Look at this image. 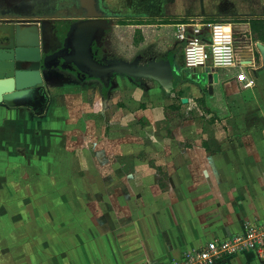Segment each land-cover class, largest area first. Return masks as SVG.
Wrapping results in <instances>:
<instances>
[{"label":"crops","instance_id":"crops-1","mask_svg":"<svg viewBox=\"0 0 264 264\" xmlns=\"http://www.w3.org/2000/svg\"><path fill=\"white\" fill-rule=\"evenodd\" d=\"M184 2L165 1L164 5L172 7L170 13L153 14V24L140 27L144 41L136 44L131 36H117L119 41L115 40L108 50L114 61L132 60L139 63L137 66L170 59L174 85L168 90L154 78H143L139 83L126 75L111 78L119 89L109 86L105 96L117 94L114 104L122 102L126 115L130 113L138 123L142 120L159 130L160 144L153 142L149 146L157 155L150 167L160 171L161 176H156L154 170L151 174L146 167L140 175L113 177L111 183L126 184L119 190V184L114 185L103 195L106 205L100 207L105 214L101 229L105 233L101 236H97V218L88 236H82L81 217L74 216L73 222H66V208L14 202L24 165L34 149L36 153L42 151L52 98L84 92L92 82L78 80L71 86H60L46 84L45 78L50 103L42 116L27 108L0 105V264H171L214 239L237 235L246 224L264 222V121L263 125L253 126L255 123L248 120L244 127L236 120L264 118V110L257 109L261 101L258 90H245L229 71L218 72L219 83L213 85L207 69L186 67L184 44L176 39L175 30V25L189 21L188 16L193 15L191 11L183 15L177 8ZM254 17L264 16L248 18ZM166 20L171 24L163 25ZM236 20L237 48L256 46V58L262 61L257 47L262 42L253 40L249 24L241 22L246 18ZM242 30L243 37L238 34ZM106 36L107 32L100 50L105 47ZM206 38L209 39L207 31ZM124 49L132 54L125 55ZM162 49L168 50L163 58ZM203 74L208 76L205 85L198 82ZM250 94L253 103L248 104ZM96 95L100 100L98 92ZM131 96L134 101L129 100ZM174 99L186 109L175 105ZM202 99L204 104L198 105ZM136 102L144 106L137 108ZM200 115L203 121L199 124L194 118ZM9 198L11 202H7ZM93 209L90 207L88 214H93ZM218 264H264V259L247 251Z\"/></svg>","mask_w":264,"mask_h":264},{"label":"rangeland","instance_id":"rangeland-1","mask_svg":"<svg viewBox=\"0 0 264 264\" xmlns=\"http://www.w3.org/2000/svg\"><path fill=\"white\" fill-rule=\"evenodd\" d=\"M183 1H185V5H178L177 8L183 11V15L190 11L193 12V15L188 16L190 20L207 15L212 19L236 23L237 18L244 19L255 16V14L264 16V0ZM164 2L165 0H130L131 6L122 8L120 5H113V11L118 12L119 10L123 15L112 20L107 30V36L104 38L105 47L103 46L100 50L102 57L108 62H114V55L108 54V50L113 48L112 43L118 40L117 36H122L119 27L121 21H149L151 23L155 17L153 14L166 11V13H170L172 7L164 5ZM171 17V15L168 16V18ZM175 17L180 18L178 15ZM66 23L62 22L60 26L49 28L53 33V40L56 42L59 36L58 28L67 29ZM244 33L242 30L238 34L243 37ZM240 36L238 37L240 38ZM124 47L128 50L131 49L130 46ZM126 49H124V52L127 51L125 55H131L132 52ZM161 53L163 54L161 58H163L168 50L162 49ZM254 57L256 58V55ZM127 59L129 60V58ZM256 61L257 68L248 69L247 76L253 83V88L258 90V97L261 99L257 109L264 110V70L262 69L264 66L261 60ZM126 63L129 65L139 64L132 60ZM71 76L67 77L53 68L51 71L48 69L45 73L46 84L71 86L72 83L78 81L74 76ZM202 77H198V82L207 84L208 76L203 74ZM89 84L84 92L79 90L78 93L62 94L52 98L45 125L42 151L36 153L34 149L31 153L32 156L30 155V159L24 165L23 174L18 178L15 187L17 195H19L14 202L22 201L23 205H25V201L33 205L43 203L50 208L62 206L66 208V212H69H65L64 215L66 222H73L74 216L81 217L82 236H88V230L94 225L92 221L97 218L99 227L97 236H101L105 233L104 229H101L105 222V214L100 208L106 205L103 195L106 190L115 188L114 185L119 184L116 187L119 190L123 188V184H126L111 183L110 181L117 176L140 175L146 167L150 168L151 174L155 171L156 176H161L160 171L150 167L157 160V155L153 154L152 148L149 146L153 142H158L159 145L161 136H158V129H152L142 120H140L141 123H138L137 118L130 117V113L126 115L122 110L124 107L122 102H117L115 105L113 100L117 98V94L114 93V97L103 95L105 84L101 82ZM114 86L119 89L115 80L112 79L110 87ZM97 92L100 100L97 99ZM250 96L252 97L251 94L247 96L248 104L253 103L251 101L253 98L250 100ZM133 99L131 96L129 100L134 101ZM174 103L181 109H186L181 101ZM136 104L137 108L143 105L141 102H136ZM189 109L187 111H190ZM188 116L190 120L193 119L190 118L192 116ZM194 120H197L199 124L203 121L201 115ZM236 120L241 126L245 125L244 127H246L248 120L255 123L253 126L263 125L264 118L241 119L236 117ZM259 137H262V134H259ZM124 161H127L128 164H122ZM110 184L114 187H110ZM7 202H11V199L9 198ZM90 207L94 208L93 214H88ZM74 211L76 213H73ZM72 227L76 226H73L72 223Z\"/></svg>","mask_w":264,"mask_h":264},{"label":"water","instance_id":"water-1","mask_svg":"<svg viewBox=\"0 0 264 264\" xmlns=\"http://www.w3.org/2000/svg\"><path fill=\"white\" fill-rule=\"evenodd\" d=\"M78 2L84 21L74 25L65 49L51 57L45 55L42 47L40 22L0 23V105L27 108L37 116L44 115L50 103L45 73L53 66L71 70L77 78L99 81L106 86H110L113 76L126 75L137 82L154 78L168 90L172 88L174 75L170 59L147 66L106 61L100 53V45L112 20L107 17L100 0ZM257 47L264 65V44L258 43ZM209 81L218 84V73L209 75Z\"/></svg>","mask_w":264,"mask_h":264},{"label":"built area","instance_id":"built-area-1","mask_svg":"<svg viewBox=\"0 0 264 264\" xmlns=\"http://www.w3.org/2000/svg\"><path fill=\"white\" fill-rule=\"evenodd\" d=\"M235 24L224 20L197 18L175 25L176 39L184 44L188 69L205 68L210 75L221 71L235 74L245 90L253 89L248 69H255L256 46L240 50L234 31ZM209 32V39L206 38ZM254 251L264 259V222L246 224L244 230L227 239H214L198 250L186 253L171 264H218L223 259Z\"/></svg>","mask_w":264,"mask_h":264},{"label":"flooded vegetation","instance_id":"flooded-vegetation-1","mask_svg":"<svg viewBox=\"0 0 264 264\" xmlns=\"http://www.w3.org/2000/svg\"><path fill=\"white\" fill-rule=\"evenodd\" d=\"M165 1L172 2V0ZM100 2L107 12V17L111 20L123 15L119 10L118 12L113 11V5H120L122 8L131 6L130 0H100ZM78 4V0H0V23L18 21L40 22L42 47L46 52L45 55L51 57L65 49L67 38L74 25L84 21ZM62 22H67V29L63 27L58 28L59 36L56 42V40H53V33L49 28L60 26ZM52 68L63 75L65 74L67 77L72 75L71 77L74 76L78 80L76 74L71 70L55 66Z\"/></svg>","mask_w":264,"mask_h":264},{"label":"trees","instance_id":"trees-1","mask_svg":"<svg viewBox=\"0 0 264 264\" xmlns=\"http://www.w3.org/2000/svg\"><path fill=\"white\" fill-rule=\"evenodd\" d=\"M208 21H217L219 19H207ZM235 22H238L235 20ZM243 23L249 24V31L252 33V37L254 41H259L264 44V17H254V18H246L245 21H241ZM153 23L149 22H131V21H121L119 25L121 26L120 33L123 37H133V40L136 44H139L140 42L144 41V35L142 32V29L140 28L143 25H151ZM163 25L171 24L168 20L162 22ZM147 33V32H146ZM149 36V34H148ZM147 37V36H146ZM78 80L81 81H87L84 78H79ZM133 80V79H132ZM134 81V80H133ZM136 83H139V81H135ZM110 89L109 86L104 87V95L107 94L108 90ZM204 100H199L198 105H203ZM177 109V108H176Z\"/></svg>","mask_w":264,"mask_h":264}]
</instances>
